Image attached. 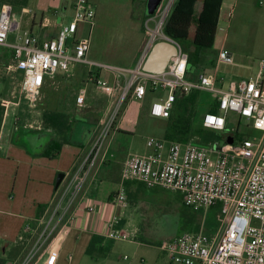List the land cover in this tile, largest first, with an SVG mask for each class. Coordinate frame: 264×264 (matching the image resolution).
I'll return each instance as SVG.
<instances>
[{
	"label": "built area",
	"instance_id": "1",
	"mask_svg": "<svg viewBox=\"0 0 264 264\" xmlns=\"http://www.w3.org/2000/svg\"><path fill=\"white\" fill-rule=\"evenodd\" d=\"M174 2L164 0L155 14L144 18L147 35L139 52L140 59L132 67L89 58L95 16L90 0H71V19L61 25L55 36L43 40L21 29L10 4H0V56L5 50L10 53L11 63L21 73V93L28 102H34L46 77L58 71L67 72L72 64H82L89 69L86 83L107 90L112 103L97 138L69 173L47 214L39 220L33 244L16 264H56L63 231L75 219L74 207L102 155L104 140L116 128L129 101L143 100L150 93L149 114L167 118L176 96L194 89L216 98L218 111L205 113L203 126L223 132L232 141L218 142L219 148L213 149V142L200 145L148 135L146 151L127 156L121 178L178 192L184 204L194 210L206 211L218 204L215 231L182 232L160 244L168 257L167 264H264V63H260L254 78L232 79L224 88L217 65L232 64L233 57L222 46L211 70L190 78L187 52L163 33ZM81 24L88 25L89 30L77 37ZM159 40L172 42L176 55L160 73L142 70V61ZM103 71L111 74L110 81L102 78ZM85 94V87L78 90L77 109L85 105ZM229 112L245 119V125L259 131V136L234 137L227 128ZM114 202L126 205L123 186L114 196ZM116 221L113 218L107 223L104 235L111 239H132V233L113 228ZM29 228L25 225L24 231ZM41 252L45 257L40 261Z\"/></svg>",
	"mask_w": 264,
	"mask_h": 264
},
{
	"label": "rangeland",
	"instance_id": "2",
	"mask_svg": "<svg viewBox=\"0 0 264 264\" xmlns=\"http://www.w3.org/2000/svg\"><path fill=\"white\" fill-rule=\"evenodd\" d=\"M17 1L0 0V4H12L13 17L16 19L23 18L24 21L26 17L33 14L35 20L38 21L40 17L52 16L54 10L61 13V9L71 2V0H26L25 5L31 11L27 15L22 12V5H16ZM160 1L90 0L95 16L90 35L89 58L111 65L131 64L135 53L141 49L145 40L143 14L154 11ZM260 1L223 0L216 22L217 30L213 48L218 49L224 43V48L233 57L232 64L218 63L217 65L224 88L232 79L254 78L260 63H264V0ZM177 2L178 0H175L172 9ZM229 11H231L230 17H228ZM62 15L63 21L67 22L71 19L72 14L67 10L63 11ZM88 30V25H85L84 34H87ZM213 58L215 61L216 53ZM101 76L107 81L111 79L106 72H102ZM76 77L77 79L68 75L58 77L56 80L59 83L57 87L51 89V93L48 92L50 91L49 88L44 87L37 93L34 102L31 103L21 93V75L15 72L13 68L0 67V127L3 128V136H6L10 124L17 123L18 125V122L15 121H18L16 116L22 117L23 123H29L28 119L31 117L37 122L34 123L36 125L39 123L44 110H57L66 113L71 122L75 120L71 123L70 128L72 142L76 145L85 146L87 144L86 146H90L97 138L112 103L107 90L88 85L85 107L80 110L75 109L73 105L75 93L81 85L86 84L83 76L80 77V80H78L79 76L76 75ZM85 87L87 88V85ZM200 100L199 115L205 112L206 107L212 101V97L209 93L201 91ZM139 103L142 104L143 100H134L130 104L128 112L124 114L123 121L133 125L131 134H118L115 141L110 145L111 135L114 132L112 130L104 140L101 153L110 145V150L115 152V156L110 158L112 160H117L127 153L143 152L146 149L145 138L148 135L162 137L163 120L161 118L148 119L140 113H133V107ZM120 115L123 116V113ZM228 118V129L234 137H237L238 134L259 136V131L245 125L247 122L245 119L239 122L236 113L229 112ZM87 130L90 132L86 133ZM15 134L16 140L20 139L23 142L30 141L32 143L33 137H38V143H40L48 140L47 136L50 135V132L41 131L34 134L30 131L25 132V129L20 127ZM49 143L50 140H48ZM217 143H212L213 149L217 148ZM47 157L51 158V156ZM68 159L67 155L60 158L61 170L65 173V177L55 195L61 190L69 176ZM152 191L154 192L145 195L147 199L142 200L139 205L142 216L140 223L143 225L142 236L139 238L142 244H138L136 237L130 240L112 239L110 254L104 261L105 264H167V255L161 250L160 244L167 240L170 233L180 226V212L178 207H172L162 202L168 201V197L174 198L173 194H169L173 191L164 188H155ZM135 204L136 202L131 200L129 206L134 208ZM212 212L207 209L199 215V230L205 232L207 223L211 232L216 230L217 223L215 224L211 220V215H214ZM1 215L8 217V214L3 213ZM124 255L127 256V259L122 258Z\"/></svg>",
	"mask_w": 264,
	"mask_h": 264
},
{
	"label": "crops",
	"instance_id": "3",
	"mask_svg": "<svg viewBox=\"0 0 264 264\" xmlns=\"http://www.w3.org/2000/svg\"><path fill=\"white\" fill-rule=\"evenodd\" d=\"M163 1L164 0L160 1L158 7L154 11L143 14V17L145 18L146 16L155 14L160 9ZM10 5L13 7L12 4ZM222 5L223 0L221 6ZM21 10L27 15L31 12L26 5L21 6ZM67 10L72 14L71 2L61 9V13L54 10L52 16L40 17L38 21L35 20L34 14L30 17H26L25 21L23 18H20V27L22 30H26L30 34L37 36L39 40L55 36L61 25L65 23L63 21L62 12ZM85 25L86 24H81L79 26V31L76 34L77 37L84 35ZM143 30L146 39L147 33L144 27ZM222 46H224V43H222L219 48ZM213 49L217 55L218 49ZM138 51L140 52V50ZM138 51L135 53L131 64L116 66L132 67L136 65L140 59V53ZM88 56L90 57V53H88ZM3 66L8 69L13 68L15 72L21 75L20 71L15 69L11 63L10 53H2L0 56V67ZM210 69L211 67L204 69V71H209ZM106 73L111 78V74L109 72ZM88 74L89 69L85 65L72 64L67 72L58 71L53 76L46 77L41 89L47 87L50 89L48 92L51 93V89L57 87L59 83L56 79L64 75L73 76L76 79L77 75L79 76L78 80L83 76L86 83ZM100 74H102V72ZM84 85H87V88ZM84 85H81L77 89L75 96L82 87H85L86 94H88V87L92 84L86 83ZM45 91L47 92V90ZM86 94L85 105L87 102ZM75 96L73 98V105L75 109H77L75 105ZM151 99L152 94H146L143 103H139L137 106L133 107V113H140L148 119L156 118L149 114ZM133 101L134 100L129 101L124 107L122 112L123 116L119 118L116 128L111 135L110 145L115 141L118 134H131L133 125L124 122L123 119L124 114L128 112L130 104H132ZM85 105L82 108H84ZM15 118L18 119V121L15 120L18 122V125L17 123L10 124L5 137L3 136V128L0 127V264H4L8 260L11 261V264H16L33 244L37 236L39 220L47 214L57 192L54 184L56 175L62 172L60 166L61 156L67 155V158H69L67 170L70 173L88 148V146H86L87 144L85 146L76 145L70 139L69 142L62 144L61 148L49 158L43 154V151L48 145V140L51 141V138H56V133L51 128H46L41 118L36 125H34L36 121L31 117L28 119L29 123H23L22 117L16 116ZM20 127L25 129V132L30 131V133L38 134L41 131H48L50 135L47 136L48 140L40 143H38V137H33L32 143L30 141L23 142L20 139H15V133ZM110 145L107 146L100 156L88 183L76 202L74 207L75 219L71 223H67V227L63 231V239L60 242V250L56 264H105L104 261L108 254H110L112 242L110 243V249L106 255L97 254L98 249L88 254L87 248L93 235L102 236L105 241L112 240L105 236L104 232L108 228L107 223L113 218L117 220L113 225L114 229L132 233L133 237H136L135 239L138 244H142L139 238V236H142L143 232V225L140 223L142 216L139 211V205L142 203V200L147 199L145 196L146 194L154 192L152 189H162V187L153 186L146 189L139 184L140 181H123L121 172L124 161L129 153L117 160H112L110 158L115 156V152L110 150ZM145 151L146 149L143 152ZM125 181L133 183L128 185ZM120 186L124 187L126 199L125 206H121L114 202V196ZM128 194L131 195L129 196L131 200L136 202L134 208L129 206L130 201L128 200ZM162 202L164 203V201ZM40 204H45L46 206L38 208ZM90 206H92V209H88ZM3 213L8 214V217L1 215ZM25 225L30 227L29 230L24 231ZM172 232L168 239L182 233L179 232L174 234ZM99 247H101V245L97 248ZM124 256L122 258L127 259V256L126 258H124ZM44 257L45 254L40 255V261L44 259Z\"/></svg>",
	"mask_w": 264,
	"mask_h": 264
},
{
	"label": "trees",
	"instance_id": "4",
	"mask_svg": "<svg viewBox=\"0 0 264 264\" xmlns=\"http://www.w3.org/2000/svg\"><path fill=\"white\" fill-rule=\"evenodd\" d=\"M25 4L26 0H18L16 3V5L22 6ZM221 4L222 0H178L164 24L163 33L177 41L182 49L187 52V74L190 78L196 77L198 73L204 71L208 66H214L215 61L213 56L216 52L213 49V45L217 30L216 22ZM3 53L9 52L5 50ZM147 91H149V87H147ZM201 91L203 90L194 89L187 94H178L176 96L169 116L167 118H161L163 120L162 138L180 142L191 141L200 145H207L211 142L223 143L226 139L223 132L206 128L202 124L204 114L217 112L218 108L215 96L209 93L212 101L206 107L205 112L199 115ZM41 119L46 128H51L56 133V138L52 139L43 151L44 155L52 156L61 148L62 144L69 142L71 123L75 120L71 122L66 113L57 110L44 111ZM88 132L90 130L86 131V133ZM244 136H248V134H238L236 138ZM125 182L128 185L133 183L129 181ZM139 184L143 188L149 189L145 184L141 182ZM175 193H169L173 194L175 199L168 197V201L164 203L172 207H178L180 212L179 224L182 228L181 232L199 231V215H201L202 211L194 210L185 205L181 194L178 192ZM129 196L131 195L128 194ZM128 200L131 202V197ZM45 206V204H40L38 208ZM217 208L218 204L209 207L208 210L213 211L212 213L215 215ZM214 215H211L213 222H215ZM205 232L207 234L211 233V228L208 226V223L205 226ZM111 242L112 240L105 241L102 236L93 235L89 242L87 253L91 254L94 250L97 251L98 249L97 254L106 255L110 249ZM99 245L101 247L97 248Z\"/></svg>",
	"mask_w": 264,
	"mask_h": 264
},
{
	"label": "water",
	"instance_id": "5",
	"mask_svg": "<svg viewBox=\"0 0 264 264\" xmlns=\"http://www.w3.org/2000/svg\"><path fill=\"white\" fill-rule=\"evenodd\" d=\"M176 51V47L172 42L168 40L156 41L141 63L142 70L154 73L162 72L170 58L176 55ZM225 141L231 142L232 138L227 137ZM216 145L219 148L218 143ZM63 178L64 173L57 174L54 184L55 189H58ZM4 264H11V261L8 260Z\"/></svg>",
	"mask_w": 264,
	"mask_h": 264
},
{
	"label": "flooded vegetation",
	"instance_id": "6",
	"mask_svg": "<svg viewBox=\"0 0 264 264\" xmlns=\"http://www.w3.org/2000/svg\"><path fill=\"white\" fill-rule=\"evenodd\" d=\"M19 1H22V0H19ZM182 231V228L181 226H179L178 228H176L172 233L176 234V233H179Z\"/></svg>",
	"mask_w": 264,
	"mask_h": 264
}]
</instances>
